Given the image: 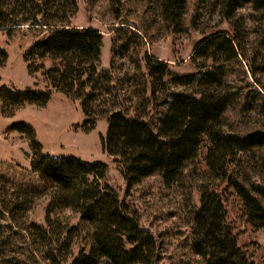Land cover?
I'll return each mask as SVG.
<instances>
[{"label": "trees", "instance_id": "16d2710c", "mask_svg": "<svg viewBox=\"0 0 264 264\" xmlns=\"http://www.w3.org/2000/svg\"><path fill=\"white\" fill-rule=\"evenodd\" d=\"M245 5L257 14L254 22L260 41L253 50L254 46H246L247 34L239 24L242 19L235 20ZM78 9L77 0H0L1 32L11 36L22 27L48 31L25 56L29 72L44 70L37 62L52 64L43 73L48 90L2 89V114L12 118L26 105L45 107L53 93L79 102L86 118L84 128L94 130L100 119L107 120L102 147L114 159L128 190L153 176L160 177L166 188L173 187L207 145L205 162L210 174L235 191L247 222L264 229V131L233 132L226 124L234 109L228 77L235 65L243 70L251 87L245 95L241 91L235 95L243 101L239 112L242 116L254 111L264 114V81L258 78L264 76V0H222L221 16L234 32H218L197 45L191 60L199 72L173 79L176 85L194 91L170 93L168 109L156 123L138 111L131 114L121 103L113 65L100 69L103 35L70 25ZM115 12L120 14L118 8ZM185 12V0H163V17L175 31L181 30ZM143 64L145 85L155 96L158 85H165L172 76L169 65L149 56ZM11 130L29 139L31 172L39 175L46 187L34 192L0 182V264L160 262L156 237L141 226L130 204L105 182L106 164L52 157L43 152L30 125L16 123ZM40 196L49 198L45 226L29 220ZM64 211L78 214L79 223L70 226L55 221L54 216ZM18 242L23 246H16ZM78 244L81 250L74 257ZM191 250L205 264H252L227 223L223 196L217 189H200L192 218Z\"/></svg>", "mask_w": 264, "mask_h": 264}, {"label": "rangeland", "instance_id": "374dc122", "mask_svg": "<svg viewBox=\"0 0 264 264\" xmlns=\"http://www.w3.org/2000/svg\"><path fill=\"white\" fill-rule=\"evenodd\" d=\"M77 1L79 9L70 25L91 28L103 35L100 69L108 70L113 65L121 103L130 109L131 114L138 111L155 123L168 109L170 93L194 91L192 87L176 85L173 79L199 72L191 60L197 45L218 32H234L231 24L221 16L222 0H185L186 12L179 32L165 21L163 0H124L120 5L116 4L118 0ZM115 8L120 10L119 15ZM256 17L252 7L245 5L235 18L237 21L242 19L238 23L243 26L242 32L246 31L243 33L247 34V48L254 46L252 50L258 48L256 43L260 41L256 35ZM47 36L48 31L28 27L14 31L11 36L0 31V93L4 88L16 91L49 89L43 73L51 69L52 64L37 62L38 67L44 65V70L31 74L25 62L29 49ZM145 56L167 63L172 75L165 80V85H158L155 96L143 78ZM258 78L264 81V76ZM228 89L233 95L234 109L227 118V129L239 133L264 131V114L254 111L242 116L238 110L243 101L236 99L235 95L238 91L245 95L251 90L239 66L230 69ZM85 121L80 103L61 93H53L45 107L24 106L12 118L2 114L0 98V182L28 191L45 190L44 180L31 172L29 139L11 130L14 124L25 123L34 128L45 154L56 158L74 157L89 163L101 162L108 166L105 182L115 189L121 200L130 204L138 214L141 226L156 237L161 252L158 264H205L191 250L194 207L199 204L203 187L217 189L222 194L227 223L237 237L238 246L250 263L264 264V229H257L247 222L243 203L235 191L227 189L210 174L205 162L207 145L201 149L198 159L188 166L182 180L173 187L166 188L160 177L153 176L128 190L114 159L102 147V138L108 132L107 120L100 119L94 130L84 128ZM48 203L47 196H40L29 220L45 226ZM54 219L62 225L75 226L80 216L64 211L56 214ZM15 245L23 246L21 242ZM16 246H11V250ZM80 250L81 244L74 247V257Z\"/></svg>", "mask_w": 264, "mask_h": 264}]
</instances>
